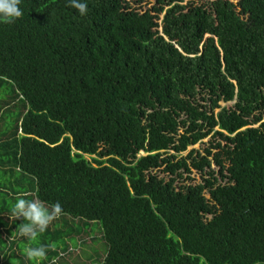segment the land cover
<instances>
[{"label": "trees", "instance_id": "obj_1", "mask_svg": "<svg viewBox=\"0 0 264 264\" xmlns=\"http://www.w3.org/2000/svg\"><path fill=\"white\" fill-rule=\"evenodd\" d=\"M85 2L0 23V264L24 191L64 209L40 264H264V0Z\"/></svg>", "mask_w": 264, "mask_h": 264}, {"label": "clouds", "instance_id": "obj_2", "mask_svg": "<svg viewBox=\"0 0 264 264\" xmlns=\"http://www.w3.org/2000/svg\"><path fill=\"white\" fill-rule=\"evenodd\" d=\"M20 4L21 0H0V23L13 24L20 19L23 16ZM68 6L76 9L81 16L88 13V4L85 0H68ZM32 195L28 191L21 192L16 197L15 203L11 205L9 218H23L25 222L19 225L13 235L18 233L20 237L28 240V246L25 248L26 258L40 264L41 261L48 258V249L54 250L56 245L39 244L34 247L32 243L38 240V237L48 229L53 221L59 219L64 209L59 201L49 207L39 198H27ZM57 259L53 258L51 264H57Z\"/></svg>", "mask_w": 264, "mask_h": 264}, {"label": "rangeland", "instance_id": "obj_3", "mask_svg": "<svg viewBox=\"0 0 264 264\" xmlns=\"http://www.w3.org/2000/svg\"><path fill=\"white\" fill-rule=\"evenodd\" d=\"M153 4H155L154 1H147V2H144L142 4V7H143L144 10H146L147 8H151L153 6ZM139 9L143 10L142 8H139ZM219 104H220V106L222 108H224V107H227V106H233L235 104V102L224 103V102L221 101ZM219 110L220 109H216V112H219ZM255 126H259V124L255 125ZM211 139H212L211 136H209L207 139L203 140L202 142L198 143L197 145H195L193 147L192 146L189 147L188 152H190L191 150H198L199 152L204 153V149L210 147ZM187 154L188 153H184L183 156H186ZM87 158H89V157L87 156ZM212 167L215 170L217 169L215 164H213ZM190 177H191V179H187L188 175H184V179H185L184 182L186 184L197 185V184L203 183L204 179L207 177V175L198 173L196 171H193L192 174L190 175ZM207 197H208V195H207ZM96 227H97V225L93 226L95 231H97ZM47 231L48 230H46L45 232H47ZM11 236L12 235H10L9 238ZM17 243H18L17 244V249L19 250L18 254L20 255V257L26 258L25 251H24V243L22 241L21 242L17 241ZM85 246H87V245L81 244V242L78 241V246H77L76 250L74 251V253L72 255L69 254V255L66 256V259H68L67 264H76V263L82 261L86 254H92L91 252H93V253L98 252V254L96 255L97 258L99 256H100V258H102L104 256L103 255L104 251L102 250V246H99V245L96 246V247L93 246V247H91V249H90L91 244L89 245L88 248L85 247ZM82 250H84V252L81 253ZM15 260L16 259L12 260V264H15ZM88 264H90V262H88Z\"/></svg>", "mask_w": 264, "mask_h": 264}]
</instances>
